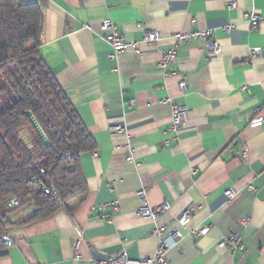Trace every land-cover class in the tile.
I'll return each instance as SVG.
<instances>
[{"label":"crops","instance_id":"crops-1","mask_svg":"<svg viewBox=\"0 0 264 264\" xmlns=\"http://www.w3.org/2000/svg\"><path fill=\"white\" fill-rule=\"evenodd\" d=\"M33 1L43 10L40 56L96 155L80 157L87 195L73 212L27 224L31 208L15 212L8 230L14 244L0 264H108L121 255L136 261L153 256L174 231L167 264H264V127L251 124L264 114V0ZM251 12L261 18L256 28ZM107 19L138 52L111 57L101 31ZM205 30L218 53L197 38L174 48L173 64L157 65L173 36ZM147 32L160 41L143 43ZM167 98L187 108L178 132L171 107L162 104ZM227 190L236 192L230 200ZM143 202L168 210L141 218ZM231 234L243 250L223 243Z\"/></svg>","mask_w":264,"mask_h":264},{"label":"trees","instance_id":"trees-1","mask_svg":"<svg viewBox=\"0 0 264 264\" xmlns=\"http://www.w3.org/2000/svg\"><path fill=\"white\" fill-rule=\"evenodd\" d=\"M42 30L38 3L0 0V235L24 206L27 224L71 213L87 195L80 157L95 141L40 56ZM41 183L57 196L44 194ZM14 196L20 205L7 208ZM5 251L0 242V256Z\"/></svg>","mask_w":264,"mask_h":264},{"label":"built area","instance_id":"built-area-1","mask_svg":"<svg viewBox=\"0 0 264 264\" xmlns=\"http://www.w3.org/2000/svg\"><path fill=\"white\" fill-rule=\"evenodd\" d=\"M234 6V4H232ZM248 22L251 27L256 28L259 22L261 21L260 16H258L255 12H251L246 15ZM229 27H226L225 30H228ZM101 31L103 33V40L105 43L111 48V57H116L117 55L133 50L135 52H138V44L135 42H127L120 34L117 33L116 27L114 23L110 20H104L101 22ZM212 31L211 30H205V31H199V32H190V33H182L177 34L172 37L173 39V45L171 48L167 49L164 54L162 55L160 61L158 62V66L161 69H164L168 67L169 65L173 64L176 60V55L174 48L184 43L187 40H196L197 38H200L202 40H206V49L210 55H214L219 52V46L217 42L212 39ZM160 41V37L156 32H147L143 37V43L145 44H156ZM255 53H258V50H254ZM178 87L180 90H184L187 87L186 79L183 78L178 83ZM162 104L169 105L171 107L172 115H171V130L173 132H178L184 122L187 119V108L185 106H180L173 104L170 99H165L162 101ZM251 124L253 126L257 127H264V114L255 116V118L251 121ZM112 132L120 133L123 131L120 127H114L111 129ZM93 154L96 155V152L93 151ZM247 150L246 148L242 151V159L246 160L247 158ZM41 173H43V170H40ZM39 189L44 192V194L50 195L51 197L57 196V190L54 186L48 185L46 183H41L39 186ZM145 192L141 190L139 192V195L143 197ZM236 192H233L232 190H227L225 192V195L230 199H232L235 196ZM20 205V199L16 196L11 197L7 203V208H15ZM168 210V206L166 204H163L153 210L150 206H148L145 202L142 203V205L138 208L136 214L137 216L141 218H149L152 220H155L161 213H164ZM190 212L187 210L183 213V216L180 220L181 225L187 224L189 220ZM249 217L245 216L242 219L243 224H247L249 222ZM158 234L155 232V235ZM179 236V233L177 231L170 232L169 235H167L166 240H163L164 243L168 241H173L174 237ZM0 242L6 247L10 248L13 246L14 241L12 237L9 235L8 232H5L4 234L0 235ZM224 242H233L234 247L238 250H243L242 244L240 242V239L237 234H231L227 240H224ZM161 244L158 245L155 253L153 256L149 258H144L141 260L131 261L129 260L125 255L118 256L117 258H109L107 260L108 264H167L166 260V251L168 247V243L164 244L161 240ZM221 243V245H223Z\"/></svg>","mask_w":264,"mask_h":264}]
</instances>
